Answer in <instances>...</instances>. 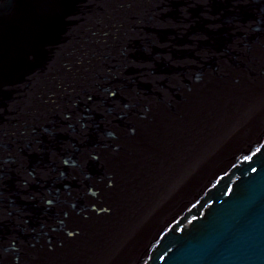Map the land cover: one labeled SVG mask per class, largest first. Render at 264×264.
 <instances>
[{
  "label": "water",
  "instance_id": "water-1",
  "mask_svg": "<svg viewBox=\"0 0 264 264\" xmlns=\"http://www.w3.org/2000/svg\"><path fill=\"white\" fill-rule=\"evenodd\" d=\"M210 1L208 15L215 22L224 2ZM89 9L87 0H0V264H9L10 254L20 255L16 251L23 242L33 257L40 247L33 238L37 228L52 245L70 238L63 234L65 219L55 211V197L73 187L67 179L71 166L64 162L68 150L80 153L83 166L89 150L101 149L98 136L110 131L105 123L134 130L132 84L140 83L149 64L159 63L163 50L177 49L149 48L140 40L139 47H128L129 36L109 33L108 25L97 23L109 18L112 5L102 14ZM194 9L200 15L201 9ZM146 24L149 29L153 22ZM218 38L201 48H230L227 38ZM83 59L99 66L93 89L102 93L96 97L74 68ZM117 101L124 103L118 113L113 112ZM145 105L140 113L147 112ZM198 182L120 264H264V121ZM46 258L37 264H66ZM23 261L29 263L20 258L14 264Z\"/></svg>",
  "mask_w": 264,
  "mask_h": 264
},
{
  "label": "bare ground",
  "instance_id": "bare-ground-1",
  "mask_svg": "<svg viewBox=\"0 0 264 264\" xmlns=\"http://www.w3.org/2000/svg\"><path fill=\"white\" fill-rule=\"evenodd\" d=\"M226 1L213 22L210 0H87L93 15L113 6L111 15L106 12L109 18L97 23L108 25L109 33L119 30L129 36L128 47H139L140 40L149 48L177 49L160 52L159 63L149 64L140 83L132 84L128 95L130 113L136 114L130 120L134 130L105 123L110 131L98 136L101 149H88L90 160L83 166L78 165L80 153L68 150L71 155L64 162L71 166L67 179L73 187L67 185L55 197V211L65 219L63 234L70 235L65 245L45 241L37 228L33 238L39 250L30 257L26 251L31 247L26 250L23 242L16 251L20 255L6 257L9 264L20 258L29 260L22 264H37L42 256L66 264L122 263L167 210L196 188L197 179L229 158L264 121V0ZM194 8L201 9L200 15ZM151 20L149 31L146 22ZM218 37L227 38L230 48H201V43L214 44ZM84 60L74 68L84 74L83 84L96 97L102 93L93 89L99 66ZM145 104L147 112L140 113ZM123 105L117 101L113 112L123 111ZM82 134L86 146V128ZM169 190L174 191L169 195ZM155 199L159 205L149 213ZM143 205L150 219L160 212L149 224L136 223L135 214ZM41 246L48 247L49 254L40 251Z\"/></svg>",
  "mask_w": 264,
  "mask_h": 264
},
{
  "label": "rangeland",
  "instance_id": "rangeland-1",
  "mask_svg": "<svg viewBox=\"0 0 264 264\" xmlns=\"http://www.w3.org/2000/svg\"><path fill=\"white\" fill-rule=\"evenodd\" d=\"M188 175V172H187V174L185 175V176H187ZM177 187V186H176ZM168 190H166L164 193H166ZM174 190H172V192H173ZM171 192V193H172ZM170 193V190H169V195L171 194ZM156 200V203L153 205V208L152 209H150L149 210V213L151 212L152 213V211L154 210V208H156L157 209V207H158V205H159V201H158V199H155ZM143 209H140V210H138L137 212H136V214H135V218H136V223H138V224H144L145 222H147V224H149V223H151V221L154 219V218H156L157 216H158V214H160V212L159 211H156L154 214H152L151 215V219L149 218V214H148V211H147V209L145 208V205H143V207H142ZM130 225V224H129ZM129 225H127L126 226V229L129 227ZM140 232V231H139ZM139 232H138V234H139ZM143 233V231H141L140 232V234H142ZM137 234V235H138ZM123 260V259H122Z\"/></svg>",
  "mask_w": 264,
  "mask_h": 264
}]
</instances>
